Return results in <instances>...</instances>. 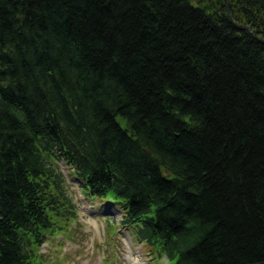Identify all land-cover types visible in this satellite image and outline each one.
Returning <instances> with one entry per match:
<instances>
[{"label":"trees","instance_id":"trees-1","mask_svg":"<svg viewBox=\"0 0 264 264\" xmlns=\"http://www.w3.org/2000/svg\"><path fill=\"white\" fill-rule=\"evenodd\" d=\"M229 4L0 0V264L70 233L60 162L168 264H264V0Z\"/></svg>","mask_w":264,"mask_h":264},{"label":"rangeland","instance_id":"rangeland-1","mask_svg":"<svg viewBox=\"0 0 264 264\" xmlns=\"http://www.w3.org/2000/svg\"><path fill=\"white\" fill-rule=\"evenodd\" d=\"M58 168L78 205V219L72 222L73 230L64 240L63 234L48 240L36 264H134L131 256L138 264H159V260L152 263L148 250L116 223L121 221L117 208L105 207L108 205L100 203V198L89 200L82 194L73 171L63 162Z\"/></svg>","mask_w":264,"mask_h":264},{"label":"bare ground","instance_id":"bare-ground-1","mask_svg":"<svg viewBox=\"0 0 264 264\" xmlns=\"http://www.w3.org/2000/svg\"><path fill=\"white\" fill-rule=\"evenodd\" d=\"M230 11H231V8H230ZM53 15L55 14V13H52ZM42 18L44 19V18H46V15H43L42 16ZM54 18L56 19V14L54 15ZM35 22H37V23H35V25H37L38 24V20H35ZM40 24V23H39ZM46 24H43V26H45ZM47 27H49V25H47ZM67 37H68V39H71V35H69L68 33H67V35H66ZM76 48H77V50L79 51V52H81L82 53V48H80V46L79 45H76ZM66 50H62V52H65ZM82 60H86V58H82ZM81 65H82V62L81 63H76V66L78 67V66H80V69H82V67H81ZM111 73V72H110ZM82 77H86L85 76V73H81L80 74ZM114 75L111 73L110 74V77H113ZM104 82V81H103ZM90 87V86H89ZM33 105L36 107V108H39V106L38 105H36V104H34L33 103ZM130 261H132V262H134V264H138V262L139 261H136V260H134L133 258H132V256L130 257Z\"/></svg>","mask_w":264,"mask_h":264},{"label":"water","instance_id":"water-1","mask_svg":"<svg viewBox=\"0 0 264 264\" xmlns=\"http://www.w3.org/2000/svg\"><path fill=\"white\" fill-rule=\"evenodd\" d=\"M227 2V10H228V16L230 18V20L233 22L232 18H231V11H230V4H229V0H226ZM234 25L239 28L240 30H248L257 40H259L261 43L264 44V39H261L259 36H257L256 34L253 33L252 29L248 26L245 25H239L234 23Z\"/></svg>","mask_w":264,"mask_h":264}]
</instances>
